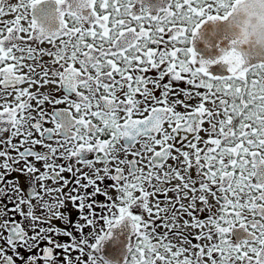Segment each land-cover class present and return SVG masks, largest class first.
I'll use <instances>...</instances> for the list:
<instances>
[{"label":"snow or ice","instance_id":"1","mask_svg":"<svg viewBox=\"0 0 264 264\" xmlns=\"http://www.w3.org/2000/svg\"><path fill=\"white\" fill-rule=\"evenodd\" d=\"M0 264H264V0H0Z\"/></svg>","mask_w":264,"mask_h":264},{"label":"flooded vegetation","instance_id":"2","mask_svg":"<svg viewBox=\"0 0 264 264\" xmlns=\"http://www.w3.org/2000/svg\"><path fill=\"white\" fill-rule=\"evenodd\" d=\"M39 166V165H38ZM14 174L13 173H10V175H9V179L11 180V177L13 176ZM65 175L67 176L68 174L67 173H65ZM30 187L31 186H29V190H30ZM101 199H102V197H101ZM9 207H11V203L9 204ZM73 218L74 219H77L78 217L76 216V213L75 212H73ZM15 219H20L18 216H16L15 217ZM52 225H53V227H56V226H59L60 227V229H61V231L64 229V225L63 224H61V222L59 221V220H54L53 222H52ZM61 239L62 240H67V239H69L68 237H61Z\"/></svg>","mask_w":264,"mask_h":264},{"label":"water","instance_id":"3","mask_svg":"<svg viewBox=\"0 0 264 264\" xmlns=\"http://www.w3.org/2000/svg\"><path fill=\"white\" fill-rule=\"evenodd\" d=\"M115 248H117V245L110 244V245L106 246V252H109L110 249H115Z\"/></svg>","mask_w":264,"mask_h":264},{"label":"rangeland","instance_id":"4","mask_svg":"<svg viewBox=\"0 0 264 264\" xmlns=\"http://www.w3.org/2000/svg\"><path fill=\"white\" fill-rule=\"evenodd\" d=\"M68 240V239H67Z\"/></svg>","mask_w":264,"mask_h":264}]
</instances>
